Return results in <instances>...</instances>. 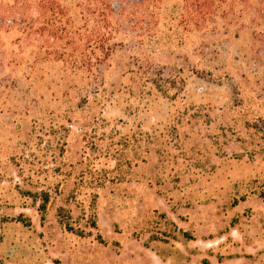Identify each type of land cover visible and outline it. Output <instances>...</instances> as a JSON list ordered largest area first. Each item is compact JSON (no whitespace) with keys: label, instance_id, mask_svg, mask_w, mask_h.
I'll return each instance as SVG.
<instances>
[{"label":"rangeland","instance_id":"1","mask_svg":"<svg viewBox=\"0 0 264 264\" xmlns=\"http://www.w3.org/2000/svg\"><path fill=\"white\" fill-rule=\"evenodd\" d=\"M243 24L161 50L127 38L92 68H17L7 32L0 264H264V26Z\"/></svg>","mask_w":264,"mask_h":264},{"label":"trees","instance_id":"2","mask_svg":"<svg viewBox=\"0 0 264 264\" xmlns=\"http://www.w3.org/2000/svg\"><path fill=\"white\" fill-rule=\"evenodd\" d=\"M32 7L38 10V27L28 15ZM243 21L253 28L264 26V0H75L67 5L58 0H0V42L7 32L14 34L12 53L22 55L14 65L17 68L25 64L23 55L33 58L28 60L33 69L50 59L92 68L110 57L115 47L126 45L127 38L139 48L147 44L161 50L181 44L180 30L187 35L217 36L231 23L244 26ZM254 33L264 36V31ZM120 34L122 39L114 42ZM27 44L37 48L28 50ZM257 126L254 121L253 128ZM48 202L43 192L38 208L41 220ZM56 215L69 231L84 234L68 225L70 217L62 209ZM90 222L96 229L95 215Z\"/></svg>","mask_w":264,"mask_h":264}]
</instances>
